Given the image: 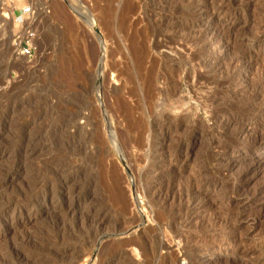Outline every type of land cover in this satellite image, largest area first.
Listing matches in <instances>:
<instances>
[{
  "label": "rangeland",
  "instance_id": "rangeland-1",
  "mask_svg": "<svg viewBox=\"0 0 264 264\" xmlns=\"http://www.w3.org/2000/svg\"><path fill=\"white\" fill-rule=\"evenodd\" d=\"M194 1L41 0L47 13H40L33 25L37 53L31 58L16 53L13 36L20 27L0 10V258L11 260L21 253L32 254L35 264H201L208 258L212 264H264V161L257 162L264 160V145L236 144L232 136L241 120L261 125L251 134L260 136L264 104L250 99L254 70L247 75L240 70L234 85L215 83L241 57L264 65L262 38L255 39L250 54L240 45L264 23V0H235L249 10L244 15L232 11L236 25L230 40H215L209 52L197 57L204 39L195 46L185 43L196 35ZM205 2L202 9L210 15L213 4ZM132 43L142 51L137 55L140 67ZM222 49L227 53L221 54ZM100 53H105L103 60ZM98 74L105 75L100 92L95 89ZM160 74L163 84L155 81ZM71 75L88 92L74 94L80 91L68 87ZM148 77L156 84L147 107L141 104V84ZM130 87L140 93L127 100L134 108L129 120L145 129H127V123L117 120L118 148L109 133L111 102ZM195 88L201 92L190 94ZM76 112L73 123L81 131L73 132L67 121ZM165 113L181 124L176 128L167 121L165 138L151 137L145 124L151 116L162 123ZM219 114L235 123L218 121V126ZM88 115L94 117L89 123ZM153 143L157 148L152 154ZM176 152L186 157L184 166L178 164L174 174H159ZM235 157H241L239 165L226 175L221 170ZM207 184L216 191L206 203L215 208L191 223L184 221L180 200ZM76 195L80 199L75 202Z\"/></svg>",
  "mask_w": 264,
  "mask_h": 264
},
{
  "label": "bare ground",
  "instance_id": "bare-ground-1",
  "mask_svg": "<svg viewBox=\"0 0 264 264\" xmlns=\"http://www.w3.org/2000/svg\"><path fill=\"white\" fill-rule=\"evenodd\" d=\"M205 1H208V0H196V1H194V3H195V9L194 10H196L197 9V13L196 14H194V18H193V22L196 24V27H197V29L195 30L196 32V35L193 37V35H192V39H189V40H185V43H187V44H189L190 46H191V44L193 45V46H195V45H197V43L199 42H201L203 39V42H204V44H202V45H200V47H198L199 49H197L196 51H195V56H196V54H199V53H204V52H207L208 51V49H209V47L211 46V44L212 43H214V41L215 40H217V39H219L220 40V42H222L223 40H226V38H227V40H230V39H228V38H231V35H230V32H231V28H233L235 25H236V21H235V19H234V17L235 16H232L231 15V13H232V11H236L235 13H234V15H236V14H240L239 12H241V14H243L244 12H246V11H248L249 10V6H244V4L245 3H243V7H242V9L240 8V7H238L237 6V4H238V2H237V4H235L236 2H234L235 0H209V1H211V3L214 5H212V9H213V11H212V13L210 14V15H207L206 13H205V10L204 9H202L203 7H202V5L204 4V2ZM236 1H239V0H236ZM241 2V1H240ZM242 2H244V0L242 1ZM248 2V1H247ZM184 3V2H183ZM206 3V2H205ZM187 4V3H186ZM210 4V3H209ZM242 4V3H241ZM180 5V4H179ZM239 5V4H238ZM249 5V4H248ZM241 6V5H240ZM178 7V6H177ZM190 7V6H189ZM238 7V8H237ZM208 8V7H207ZM202 9V10H201ZM206 9V8H205ZM237 9H239V10H237ZM193 10V11H194ZM209 10V9H208ZM182 11V10H181ZM242 11H244V12H242ZM62 13V12H61ZM254 12H250V14H253ZM180 14V13H179ZM190 14H192V12H190ZM244 15V14H243ZM258 15V14H257ZM192 16V15H191ZM246 16V15H245ZM249 16H251V15H249ZM238 17V16H237ZM240 17V16H239ZM191 18V17H190ZM245 18V17H244ZM256 17H254L253 19H255ZM260 18V17H259ZM262 18V17H261ZM258 19V18H257ZM259 20V19H258ZM261 20V19H260ZM245 21V20H244ZM248 21V20H247ZM250 21V20H249ZM255 22V21H254ZM260 22V21H259ZM181 23V22H180ZM248 23V22H247ZM215 24H216V27L218 26L219 28L218 29H216L215 28ZM243 24H245V23H243ZM253 24V23H252ZM259 25H255L256 27H257V29H254V30H256V33H254L255 35L250 39L249 38V36H245V37H243L241 40H240V45L242 46V45H245L244 46V50H241V51H243L244 53H249L250 54V47H251V45L254 43V41H255V39H260V38H262V41H263V43H264V23H258ZM249 25V24H248ZM255 26L253 27V28H255ZM184 27V26H183ZM183 27H181V28H183ZM251 27V26H250ZM211 28H213V29H211ZM194 29V28H193ZM239 29V28H238ZM243 29H244V27H243ZM252 29V28H251ZM181 30V29H180ZM186 30H188V28L186 29ZM193 31V30H192ZM237 31V30H236ZM235 31V32H236ZM248 31V30H247ZM176 32V31H175ZM185 32V31H184ZM188 32V31H187ZM234 32V31H233ZM241 32V31H240ZM193 33H194V31H193ZM232 33V32H231ZM248 33V32H247ZM184 34V33H183ZM186 34V33H185ZM184 34V35H185ZM192 34V33H191ZM238 34V33H237ZM253 33H251L250 35H252ZM98 35V34H97ZM96 35V36H97ZM175 35V34H174ZM180 35V34H179ZM235 35V34H234ZM242 35V34H241ZM247 35V34H246ZM178 36V35H177ZM237 36V35H236ZM175 37V36H174ZM179 37V36H178ZM97 38H98V36H97ZM177 38V37H176ZM188 38V37H187ZM238 38V37H237ZM99 40H100V38H98ZM173 39V38H172ZM184 41V40H183ZM170 42V41H169ZM183 43V42H182ZM239 43V42H238ZM172 44H173V41H172ZM180 44V43H179ZM195 44V45H194ZM227 44H228V41H227ZM176 45V44H175ZM239 45V44H238ZM239 45V46H240ZM240 46V47H241ZM130 47L132 48L131 50H132V55H133V57H136L137 59H138V57H137V55L138 56H142L141 55V53H142V51H140V49L138 50V49H135L136 47H134V45H133V43L132 44H130ZM162 47V46H161ZM197 47V46H196ZM233 47V46H232ZM189 48V47H188ZM191 48V47H190ZM130 49V48H129ZM195 49V48H194ZM223 50V49H222ZM259 50L262 52V53H264V46L260 49L259 48ZM130 51V50H129ZM191 51V50H190ZM258 51V50H257ZM104 52V51H103ZM209 52V51H208ZM238 52H240V50L238 51ZM252 52V51H251ZM115 53V52H114ZM227 52H226V50H223V51H221V54H226ZM101 54V58L100 59H102V57H104L103 55L105 54V53H100ZM116 54H117V52H116ZM130 54V53H129ZM204 54H206V53H204ZM208 54V53H207ZM214 52H210L208 55H209V57L210 56H214ZM219 54V53H218ZM239 54V53H238ZM240 54H241V52H240ZM131 55V54H130ZM217 55V54H216ZM242 55V54H241ZM193 56V55H192ZM207 56V55H206ZM239 56V55H238ZM131 57V56H130ZM197 57V56H196ZM216 57H218V56H216ZM240 57V56H239ZM132 58V57H131ZM130 58V59H131ZM135 58V59H136ZM237 58V57H236ZM261 58V57H260ZM263 58H264V55H263ZM128 59H129V57H128ZM132 59H134V58H132ZM141 59H142V57H139V59L136 61L137 63H138V67H140V65H141ZM213 59V58H212ZM103 60V59H102ZM263 61H264V59H262ZM209 61V60H208ZM100 62H103V61H100ZM130 62H131V60H130ZM203 62H205V61H203ZM133 63V62H132ZM136 63V64H137ZM207 63V62H206ZM259 60L257 59V58H255L254 60H252L251 58H250V56L248 57V58H240V59H237L236 61H234L232 64H230V66L228 67V71H227V74H225V76H224V78L222 77V80L221 81H213V82H215V83H217L219 86H225V85H234V84H236L237 83V81H239V79H240V77H241V75L240 74H238L239 73V71L240 70H244V73L247 75L248 73H249V71H251V70H254V74H255V77H254V79H255V82H254V84L251 86L252 88H251V95H250V99H252L253 101H255V100H260V101H262V104H264V65H262V66H260L259 65ZM101 64V63H100ZM126 64V63H125ZM133 66H134V63H133ZM101 67V66H100ZM125 67V66H124ZM136 67H137V65H136ZM137 67V68H138ZM101 69V68H100ZM109 69H112V68H109ZM108 69V70H109ZM114 69V68H113ZM124 70V69H123ZM122 70V71H123ZM125 70H127V69H125ZM113 71V70H112ZM118 71V70H117ZM103 72V71H102ZM101 72V73H102ZM116 72V71H115ZM119 72V71H118ZM117 72V73H118ZM226 72V71H225ZM108 73H109V71H108ZM116 73V74H117ZM124 73V72H123ZM251 73V72H250ZM119 74H122V72L121 73H119ZM115 75V74H114ZM161 75V74H160ZM163 75V74H162ZM160 76L158 79H156L155 81H156V83H160L161 82V84H163L164 82V80H165V76ZM98 76H99V74H98ZM118 76H120V75H118ZM221 76V75H220ZM223 76V75H222ZM253 76V75H252ZM70 77V76H69ZM100 77V76H99ZM102 77V76H101ZM101 77H100V79L98 80V84H97V86H96V90H97V92H100V90H101V82H102V79H101ZM103 77H105V75L103 76ZM102 77V78H103ZM117 77V76H116ZM128 78H129V76H128ZM132 78V77H131ZM149 78V77H148ZM146 79V81L143 83V84H141V86H142V90H141V92L143 93L141 96H142V98H141V104H145V106H147L148 107V104H150V103H152L151 101H152V89L151 88H153V87H151L152 85H154V84H156L152 79H151V77L149 78V79ZM78 79V78H77ZM82 79V78H81ZM133 79V78H132ZM204 79H206V78H204ZM219 79V78H218ZM253 79V78H252ZM128 80H131V79H128ZM134 80V79H133ZM133 80H132V82H133ZM158 81V82H157ZM206 81V80H205ZM207 82H209V80H207ZM76 83H77V81H76V78H75V76H72L71 75V77L69 78V82H68V87L70 88L71 87V89L72 88H74L73 89V91L74 90H78L79 89V91H80V93L79 92H77V93H75L74 92V94H77V95H84L85 93H86V91H87V89H86V91L83 89V86L81 87L80 85L78 86V83H77V85H76ZM154 83V84H153ZM197 83V82H196ZM133 84H134V82H133ZM140 84H138V86H140ZM211 84V83H210ZM86 85V84H85ZM198 85H200V84H198ZM217 85V86H218ZM131 86V85H130ZM163 86V85H162ZM207 86V85H206ZM250 86V85H249ZM87 87V86H86ZM86 87H84V88H86ZM136 87H137V85H136ZM164 87H166V85L164 86ZM200 87V86H199ZM202 87V86H201ZM88 88V87H87ZM131 88V87H130ZM225 88V87H224ZM94 89V88H93ZM127 89V88H126ZM135 89V87L133 88H131V89H127V90H122L121 91V94L119 93V94H117L116 96L114 95V98H113V100H112V107H113V112H112V115H113V119L109 122L110 123V126H109V133L111 134V137H112V141L114 140V138H115V142L113 141V143H114V145H116L117 147L119 146V139L117 138V137H120V136H118L117 135V133H119V132H117V126L119 125V123H118V125H116V122H117V120H119V122L120 121H122V122H124V123H127V129H130L131 127H134V126H138L139 127V129H140V127H142L143 125H141V124H136V123H132L130 120H129V116L133 113V111H134V108H132L131 107V105H129L128 104V102H127V100L128 99H130V98H135V94L137 93V92H139V91H137L136 93H135V91L137 90H134ZM140 89V88H139ZM201 89V88H200ZM200 89H198V88H195V89H191L189 92H190V94H192L193 92H197V91H199ZM92 90V89H91ZM168 91V90H167ZM247 91V90H246ZM88 92V91H87ZM116 92V91H115ZM118 92V91H117ZM120 92V91H119ZM175 92V91H174ZM199 92H201V91H199ZM245 92V91H244ZM70 93V92H69ZM79 93V94H78ZM140 93V92H139ZM159 93V92H158ZM176 93V92H175ZM71 94V93H70ZM97 94V93H96ZM162 94V93H161ZM167 94V93H166ZM177 94V93H176ZM194 94V93H193ZM76 95V96H77ZM87 95V94H86ZM168 95V94H167ZM70 96V95H69ZM125 96H127V98L125 97ZM190 96H192V95H190ZM80 97V96H79ZM78 97V98H79ZM69 98V97H68ZM74 98V97H73ZM73 98H72V100H73ZM162 98V97H161ZM167 98V97H166ZM87 99V98H86ZM139 99V98H138ZM164 99V98H163ZM131 100V99H130ZM211 100H213V99H211ZM75 101H77V100H75ZM259 101V102H260ZM74 102V101H73ZM205 102H206V104H209V100L207 101V100H205ZM215 102V101H214ZM258 102V103H259ZM85 103V102H84ZM211 103H212V101H211ZM210 103V104H211ZM253 103V102H252ZM209 104V105H210ZM247 104V103H246ZM69 105V104H68ZM84 105V104H83ZM85 106V105H84ZM133 106V105H132ZM214 106V105H213ZM249 107V106H248ZM237 108V107H236ZM242 108V107H241ZM261 108H262V106H261ZM260 108V109H261ZM146 109V108H145ZM230 109V108H229ZM249 109H251V108H249ZM252 109H254V110H258L259 109V107H253ZM264 109V108H263ZM93 111H94V109H92ZM215 110V109H214ZM72 111V110H71ZM229 111V110H228ZM90 112V111H89ZM88 112V113H89ZM220 112V111H219ZM237 112V111H236ZM83 113V112H82ZM97 113V112H96ZM256 113H258V112H256ZM72 115H70L71 116V118L67 121V125L69 124L70 126H74V125H76V124H74L73 123V121H74V118L76 119V116L79 114V112H76V113H71ZM159 114V113H158ZM107 115V114H106ZM150 115V114H149ZM153 115V114H152ZM212 115V114H211ZM224 115V114H223ZM80 116V115H79ZM160 116V115H159ZM221 116V114H219V116H217V118H216V123L218 122V121H220V123L222 124V125H229L230 126V124H233V123H235V120H232V121H229V120H225V118H224V116L223 117H220ZM92 116H90V115H88V117H86L87 119H86V121H88V123L89 122H91V121H93V119L92 118H94V117H92ZM163 118H164V121L162 122V123H159V121L158 122H156V120L157 119H155L153 116H151V119H150V121L149 122H147V124H145V125H148V128H149V135H151V137L152 136H154V135H159V136H162L163 137V139L165 138V136H166V129H169V126L170 125H167L168 124V122H170L171 124L174 122V119H172V118H170V116H168L166 113L162 116ZM214 117H215V115H214ZM67 118V117H66ZM212 118V117H211ZM92 119V120H91ZM91 120V121H90ZM177 120V119H176ZM176 120H175V122H176ZM184 120V119H183ZM96 121V120H95ZM168 121V122H167ZM238 121V120H237ZM122 122H120V123H122ZM160 122H161V120H160ZM179 122H182V119L179 121ZM178 122V123H179ZM249 121H246V122H244L243 120H241L240 121V123H241V125L239 126V128H237L236 130H234V132L231 134L232 136H233V141H235L236 142V144H237V142L239 143V141H240V143H242V142H244V143H246V144H250V143H254V142H259V144H262V145H264V131H263V133L260 135V136H256L255 134L254 135H251V134H253V131H255L256 129H258V128H260V126L261 125H254V124H251V123H248ZM166 123V124H165ZM177 123V122H176ZM183 123V122H182ZM220 123L218 124V126L220 125ZM174 124V123H173ZM172 124V125H173ZM179 124H181V123H179ZM178 124V125H179ZM66 125V126H67ZM109 125V124H108ZM167 125V126H166ZM178 125H175L174 124V126L177 128V126ZM235 125V124H234ZM122 126V125H121ZM125 126V125H124ZM172 127V126H171ZM72 128V127H71ZM120 128V127H119ZM223 128V127H222ZM233 128V127H232ZM262 128V127H261ZM73 129H74V131L73 132H78V131H81V127H79V126H74L73 127ZM83 129V128H82ZM94 129V128H93ZM97 129V128H96ZM95 129V130H96ZM125 129V128H124ZM141 129H145L144 127H142ZM140 129V130H141ZM66 130V129H65ZM120 130V129H119ZM118 130V131H119ZM174 130V129H173ZM180 130V129H179ZM125 131V130H124ZM143 131V130H142ZM142 131L140 132V133H142ZM96 132H98V131H96ZM123 132V131H122ZM100 133V132H99ZM177 133V132H176ZM79 134V133H78ZM125 134V133H124ZM147 134V133H146ZM66 135V134H65ZM68 135V134H67ZM70 136L69 137H73L74 138V134H69ZM97 135H98V133H97ZM140 135V134H139ZM142 135V134H141ZM140 135V136H141ZM144 135V134H143ZM75 136H76V134H75ZM104 136V135H103ZM68 137V136H67ZM102 137V136H101ZM138 137V136H137ZM231 137V136H230ZM93 138V137H92ZM94 139V138H93ZM97 139H98V137H97ZM104 139V138H103ZM121 140V139H120ZM72 141H73V139H72ZM71 141V142H72ZM124 141V140H123ZM178 141V140H177ZM74 142V141H73ZM121 143V142H120ZM124 143V142H123ZM234 143V142H233ZM69 144V143H68ZM235 144V145H236ZM74 145V144H73ZM124 145V144H123ZM122 145V146H123ZM161 145V144H160ZM234 145V146H235ZM69 146V145H68ZM71 146V145H70ZM151 146V145H150ZM159 146V145H158ZM232 146V145H231ZM237 146V145H236ZM239 146V145H238ZM72 147V146H71ZM115 147V146H114ZM245 147V146H244ZM119 148V147H118ZM155 148H157V145H155L154 143L152 144V146L150 147V152L153 154V153H156V150H155ZM236 147H233L232 146V149L230 150L231 152H235L236 151ZM227 151V150H226ZM228 152V151H227ZM34 153V152H33ZM148 153V152H147ZM180 153V152H179ZM179 153H177L176 152V154H175V156H172V158H170L168 161H167V163H168V167L167 168H164L163 170L161 169V171L160 172H158L159 174L160 173H165V174H174V171L176 170V167H177V165L179 164L180 165V168H182L183 166H184V162H185V159H186V157H184V158H182L181 159V157L179 156ZM29 155L31 156V154L29 153ZM148 155V154H147ZM235 156L236 155H238V153H235L234 154ZM154 156V155H153ZM186 156V155H185ZM90 157V156H89ZM91 157H92V155H91ZM188 157V156H187ZM224 158V157H223ZM236 158V157H235ZM241 159V157L239 158H236L235 159V161H233V163H232V165H227V166H225L224 168H223V170H221L223 173H226V175H227V173H229V172H231L232 170H233V168H235V166L236 165H239L238 163H239V160ZM93 160V159H92ZM88 161H90V160H88ZM182 161V162H181ZM264 160H263V158H260V159H258L257 160V162L258 163H261V162H263ZM92 162V161H91ZM95 164V163H94ZM165 165V164H164ZM70 167V166H69ZM236 169V168H235ZM63 170V169H62ZM155 170H157V167H154V168H152V170L151 171H155ZM245 170V169H244ZM243 170V171H244ZM234 171H236V170H234ZM233 171V172H234ZM62 172V171H61ZM156 172V173H157ZM232 172V173H233ZM241 172V171H240ZM155 173V172H154ZM237 173V172H236ZM242 173V172H241ZM148 174V173H147ZM152 174V173H151ZM230 174V173H229ZM238 174H240V173H238ZM225 175V174H224ZM166 176V175H165ZM229 176V175H228ZM232 177H233V175H232ZM246 177V176H245ZM188 178V177H187ZM190 179V178H189ZM188 179V180H189ZM238 179V178H237ZM240 179H245V178H240ZM192 180V179H191ZM236 180V179H235ZM241 181V180H240ZM243 181V180H242ZM66 182V181H65ZM239 182V181H238ZM63 183V182H62ZM115 183H117V182H115ZM242 183V182H241ZM117 185V184H116ZM113 186V185H112ZM242 186V185H241ZM117 187V186H116ZM118 188V187H117ZM59 189V188H58ZM239 189V188H238ZM243 189V188H242ZM111 190V189H110ZM115 190V189H114ZM118 190V189H117ZM237 190V189H236ZM78 191V190H77ZM83 191V190H82ZM112 191H113V189H112ZM146 191V190H145ZM215 188L211 185V184H207V186H206V188H199V187H197V188H192V189H190L189 190V192L187 193V195H186V197L184 198V199H182V200H180V202H179V207H178V209L181 207V210L182 211H180L181 212V215H183L182 217H185L186 219L184 220V221H189V223H191L192 221H194L196 218H199V217H197V215H199V213H203L204 211H206V210H209L211 207H213L214 205L211 203V204H208V203H206V201H208L210 198V192H212V193H215ZM117 192V191H116ZM135 192H137V191H135ZM121 193V192H120ZM114 194H115V192H114ZM117 194V193H116ZM119 194V193H118ZM240 194V193H239ZM73 195V194H72ZM120 195V194H119ZM143 195V194H142ZM160 195V194H159ZM260 195V194H259ZM77 196V198L75 197V202L78 200V199H80V197H79V195H76ZM118 196V195H117ZM137 196V195H136ZM68 197V196H67ZM73 197V196H72ZM94 197V196H93ZM120 197V196H119ZM139 197V196H138ZM143 197V196H142ZM164 197V196H163ZM149 198V197H148ZM154 198V197H153ZM162 198V197H161ZM166 198V197H165ZM209 198V199H208ZM84 199H88V194L86 193L85 195H84ZM92 199V198H91ZM119 199V198H118ZM156 199V198H155ZM167 199V198H166ZM121 200V199H120ZM71 201V200H70ZM85 201V200H84ZM91 201V200H90ZM158 201H159V199H158ZM96 202V201H95ZM148 203H149V200L147 201ZM151 202H153V201H151ZM151 202L149 203V204H151ZM98 203V202H97ZM155 203V202H154ZM140 204V203H139ZM138 204V205H139ZM89 205V204H88ZM141 205V204H140ZM215 207H213V209H214ZM180 210V209H179ZM246 212V211H245ZM177 213H178V211H177ZM213 214V213H212ZM215 214V213H214ZM221 215V214H220ZM239 215V217H240V214H238ZM180 216V215H179ZM174 217V216H173ZM178 217V216H177ZM231 217V216H230ZM243 217H245V216H243ZM247 217V216H246ZM206 218V217H205ZM222 218V217H221ZM242 218V217H241ZM79 219V218H78ZM77 219V220H78ZM83 219V218H82ZM177 219V218H176ZM176 219H175V217H174V220L176 221ZM232 219V218H231ZM247 219H248V217H247ZM173 220V219H172ZM173 220V221H174ZM178 220H180L181 221V219H178ZM233 220V219H232ZM138 221H140V219H138ZM179 221V222H180ZM201 221V220H200ZM228 221H229V219H228ZM254 221V220H253ZM257 221V220H256ZM82 222V221H81ZM141 222V221H140ZM215 222V221H214ZM225 222V221H224ZM97 223V222H96ZM173 223H175V222H173ZM181 223H183V222H181ZM227 223V222H226ZM98 224V223H97ZM180 224V223H179ZM202 224V223H201ZM225 224V223H224ZM214 225V224H213ZM221 225H223V223L221 224ZM97 226V225H96ZM184 226H187L186 225V222H184ZM218 227V226H217ZM223 227V226H222ZM97 229V228H96ZM98 230V229H97ZM223 232V231H222ZM127 234V233H126ZM132 235V234H131ZM226 235V234H225ZM134 236V235H133ZM136 236V235H135ZM130 238H132V236L131 237H129L128 239H130ZM137 238V237H136ZM222 238V237H221ZM125 239V238H124ZM123 239V240H124ZM127 239V238H126ZM122 240V241H123ZM230 241H231V239H229ZM125 241V240H124ZM131 242L133 241V239H131L130 240ZM214 241V240H213ZM225 241V240H224ZM130 242V243H131ZM226 242H227V240H226ZM185 243H187L188 244V242H185ZM134 244V243H133ZM186 245V244H185ZM187 246H189V245H187ZM216 246V245H215ZM17 249H18V247H17ZM22 251H24V250H22ZM21 251V252H22ZM17 252H18V250H17ZM24 252H26V251H24ZM11 253V252H10ZM15 254H16V252H15ZM21 254V253H20ZM20 254H16V255H12V256H14L13 258L11 257V260H6V259H3V258H0V264H35V262L36 261H34V256L33 257H30V256H32V254L30 255L29 254V257L28 256H24L23 254L22 255H20ZM71 254V253H70ZM79 255V254H78ZM11 256V255H10ZM70 256V255H69ZM80 257V256H79ZM198 257V256H197ZM36 259V258H35ZM75 259V258H74ZM77 259V258H76ZM75 259V260H76ZM80 259V258H79ZM201 258H196V260L198 261V260H200ZM196 260H194V261H196ZM228 261V260H227ZM77 263H78V259H77V261H76ZM75 262V263H76ZM87 262V261H86ZM231 262V261H230ZM194 263H196V262H194ZM202 263L203 264H212V260L211 259H205V260H203L202 261ZM201 263V264H202ZM85 264V263H84ZM214 264V263H213ZM230 264H234V263H230Z\"/></svg>",
  "mask_w": 264,
  "mask_h": 264
},
{
  "label": "built area",
  "instance_id": "built-area-1",
  "mask_svg": "<svg viewBox=\"0 0 264 264\" xmlns=\"http://www.w3.org/2000/svg\"><path fill=\"white\" fill-rule=\"evenodd\" d=\"M0 10L6 20H12L20 27V32L13 36L16 53L28 58L35 56L37 46L32 34L33 25L40 13H47L41 0H1Z\"/></svg>",
  "mask_w": 264,
  "mask_h": 264
}]
</instances>
